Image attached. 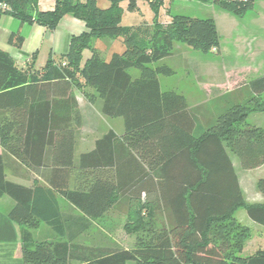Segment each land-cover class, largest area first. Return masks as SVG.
Here are the masks:
<instances>
[{
	"label": "trees",
	"instance_id": "1",
	"mask_svg": "<svg viewBox=\"0 0 264 264\" xmlns=\"http://www.w3.org/2000/svg\"><path fill=\"white\" fill-rule=\"evenodd\" d=\"M212 1L237 16L253 4ZM122 2L128 11L137 7V0H54L53 9L43 11L39 0H0V17L7 14L53 30L70 15L87 29L71 38L64 63L49 58L40 73L18 67L0 50V197L14 202L7 216L22 226L23 264H264V241L253 254L241 255L251 231L234 212L242 206L264 226V204L245 203L228 156L234 154L245 169L264 164V127L246 121L250 112L264 113V74L248 82L252 95L245 102L227 106L209 127L195 132L185 96L160 86L158 76L172 75L173 69L151 65L171 54L174 40L219 52L215 20L174 15L166 29L155 26L160 35L155 42L132 32L123 38L121 53L103 58L91 40L127 32L120 25ZM7 41L20 48L23 37L11 33ZM85 49L91 54L81 67ZM74 90L90 103L101 100L102 114L120 117L124 125L121 139L109 130L77 159L81 112ZM7 158L42 183L34 179L27 187L8 180ZM256 188L264 196V176ZM57 196L82 213L79 231L88 218L126 206L130 220L125 231L144 232L129 248L65 239ZM159 211L164 220L154 224ZM41 222L60 239L33 238L31 230Z\"/></svg>",
	"mask_w": 264,
	"mask_h": 264
},
{
	"label": "rangeland",
	"instance_id": "2",
	"mask_svg": "<svg viewBox=\"0 0 264 264\" xmlns=\"http://www.w3.org/2000/svg\"><path fill=\"white\" fill-rule=\"evenodd\" d=\"M239 1L244 2V0ZM255 1L254 4L253 0L252 7L241 16L220 8L212 0L208 2L199 0H137V7L134 11H128L126 9L127 2H122L123 12L120 25L127 28V32L118 36L94 38L91 40V45L93 49L98 50L99 55L103 58H109L106 57L108 52H122L124 49L123 38L132 32L138 34L140 38L146 37L148 43L155 42L160 36L155 26L158 25L161 27L160 29H166L174 15L213 18L219 34L220 52L193 49L174 40L171 54L151 65L165 64L173 69L172 75L158 76L162 88L174 90L185 96L191 94L193 98L202 103L201 106L192 107L194 113L197 114V121L202 118L203 122L211 124L227 106L235 102H245L252 95L248 82L264 74V67L261 68L260 65L261 52L264 48V0ZM100 4L101 7L107 6V2L104 1H100ZM247 52L251 53L253 57L255 69L245 70L243 74H238L235 70L225 72L227 66L249 62L250 58L246 56ZM84 62L80 61L81 67ZM212 68L217 69L218 72ZM129 71L132 75L138 74L137 69ZM201 87H203L202 90ZM234 88L236 91L232 90ZM200 94L203 96H199ZM204 94L206 99H203ZM260 96L264 98V92ZM86 102L88 101L86 100ZM88 103L93 106L92 108H96V101ZM246 121L251 125L264 127V113L250 112ZM198 124L201 125V122ZM236 169L241 180L245 203L264 204V196L256 188L258 178L264 176V166L245 169L238 165ZM126 211V206H123L112 209L100 219L83 221L85 229L79 232L76 231L80 230L77 228L79 226L77 217L65 218L67 231L63 238L72 237L74 238L73 242L89 246L129 248L134 244L136 235L143 234L144 229L139 234L127 233L124 225L129 222L130 217ZM145 212L143 210L142 214L146 216ZM234 216L251 231L241 255L253 254L263 244L264 226L252 221L242 206L235 210ZM163 220L164 217L160 211L154 214V224H160ZM40 229L32 232L33 238L60 239L49 228L41 227ZM73 264L78 263L74 262Z\"/></svg>",
	"mask_w": 264,
	"mask_h": 264
},
{
	"label": "crops",
	"instance_id": "3",
	"mask_svg": "<svg viewBox=\"0 0 264 264\" xmlns=\"http://www.w3.org/2000/svg\"><path fill=\"white\" fill-rule=\"evenodd\" d=\"M255 2L256 1L254 0V4ZM38 6L43 11L52 10L54 7V0H39ZM86 30L87 29L83 21L70 15H65L59 21L56 28L50 30L38 23H21L18 19L10 15L2 14L0 17V50L7 52L16 62L18 67L28 68V70L31 72L40 73L49 58L53 59L57 63H64L65 59L63 57H65L69 51L71 38ZM11 33H19V35L23 37V44L20 48L8 44L7 39ZM261 43L263 42L261 41ZM111 53L112 52H108L106 57H109ZM261 53L260 65L262 68L264 67V48ZM90 54L91 52L88 49L83 50L82 61H85L87 58H89ZM246 54H248L246 56L250 58L249 62H245V64H242L243 66L241 64H234L233 66L230 65V67L227 66L225 68V72L228 73L235 70L238 74H243L245 70H252V68L255 69L251 53L247 52ZM212 70L218 72L215 68H212ZM159 83L162 88L160 80ZM202 88L203 87H201V90ZM238 88L240 87L238 86ZM162 90L166 89L162 88ZM232 90L236 91V88ZM74 94L78 101V106L81 112V126L74 148V156L75 159H77L81 153L93 150L95 148L97 139L102 137L109 130L114 131L118 138L121 139V136L124 133V125L122 118L106 117L101 113V100H96L97 104L96 108L94 109L92 108L93 106L91 104L86 102L85 98L79 91L74 90ZM190 96L191 94L189 96H185V98L188 107L195 118V132H200L201 130L209 127L210 123H207L206 121L203 122L204 120H202V118L199 119L200 121H197V114L194 113L192 107L201 106L202 103ZM199 96H203V94H200ZM203 99H206L205 94ZM199 122H201V125L198 124ZM101 123L105 124L102 125ZM0 153H2L1 146ZM228 156L232 162L233 169L238 177L239 185L242 190L241 180L236 169V167L240 165V162L238 158L236 159L235 155L231 152H228ZM7 161L10 164V168H8L6 173L8 180L27 187L32 186L34 179H37L41 182V179L36 174L27 170L21 164L13 161L10 158H7ZM262 166H264V164L258 166V168ZM56 202L59 208L60 216L62 218H79L83 216L80 211L66 202L63 198L57 196ZM13 205V200L8 196L0 197V264H23L19 239V231L22 226L12 222L7 216L8 211ZM110 211L111 210L103 214L100 218L105 217ZM100 218H96V220ZM41 227L49 228L53 233V230H51V228L43 222L40 223L38 228L32 229L31 231L34 232L41 230ZM77 228L80 227L77 226ZM76 231L78 232L79 230Z\"/></svg>",
	"mask_w": 264,
	"mask_h": 264
}]
</instances>
